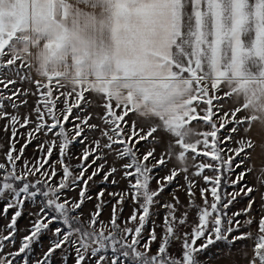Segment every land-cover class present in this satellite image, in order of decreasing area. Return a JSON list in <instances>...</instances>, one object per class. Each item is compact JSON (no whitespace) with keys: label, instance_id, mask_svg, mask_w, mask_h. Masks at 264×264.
<instances>
[{"label":"snow or ice","instance_id":"1","mask_svg":"<svg viewBox=\"0 0 264 264\" xmlns=\"http://www.w3.org/2000/svg\"><path fill=\"white\" fill-rule=\"evenodd\" d=\"M17 81L30 87H10ZM0 85L10 93L0 91V120L3 131L11 132L0 143V212L7 217L15 210L6 234L0 232V264H17L18 258L29 264L28 254L45 230L52 238L36 264H56L58 250V264H107L109 253L111 264H202L198 254L216 242L231 247L253 239L251 231H241L253 224L258 235L248 264H264V0H0ZM29 94L38 97L35 107L21 114ZM86 94L99 98L102 115L81 114L82 102L93 103ZM225 98L234 106L227 107ZM73 109L79 112L73 115ZM94 116L101 123H92ZM21 128L27 138L17 148L25 135ZM97 131L98 136L86 135ZM160 132L169 139L157 158ZM34 140L40 141V155L33 163L24 153ZM74 143L84 145L75 166L68 162ZM252 152L261 160L255 186L244 183L225 192V184L235 186L253 171ZM120 160L126 163L117 168ZM169 160L175 166L152 188L154 169ZM121 169L127 187L107 193L115 200L109 221L99 219L111 203L103 199L104 188L95 194L90 217L82 219V205L94 198L89 182L103 173V183L116 185ZM181 173L184 185L172 190V201L161 203ZM37 174L41 178L29 179ZM194 178L206 185L199 188L200 204ZM75 188L79 199L67 197ZM180 188L188 207L176 195ZM241 193L247 206L229 214ZM253 193H259L258 220ZM128 198L134 208L121 220ZM26 201L39 203V211L18 250L6 251L15 246ZM156 205L166 210L160 225L152 219ZM191 210L196 218L189 223ZM53 223L58 226L50 228ZM182 228L191 231L181 233ZM173 240L182 241L179 255L170 251ZM153 243L158 247L150 255ZM242 256L248 259L246 251Z\"/></svg>","mask_w":264,"mask_h":264},{"label":"rangeland","instance_id":"2","mask_svg":"<svg viewBox=\"0 0 264 264\" xmlns=\"http://www.w3.org/2000/svg\"><path fill=\"white\" fill-rule=\"evenodd\" d=\"M10 87L25 89V88H29L30 86L27 83L21 84L19 81H17V83L15 85H12ZM31 89H32V91H35V86L32 85ZM0 91L4 92L5 94H10L7 89L3 88V85H0ZM221 95H223V93H221ZM86 96L88 99L92 100L93 103L91 105H85L82 102V107L85 108L86 111L81 113V114L87 115L89 112H91L94 114L99 113L102 115L104 110L102 107H98V105L101 103L99 98L95 97L94 95H89V94H86ZM20 99L23 100V99H25V97H21ZM26 99H27V104L23 105L19 108V111L21 114L31 112V110L35 107V104H36L38 97L35 95L29 94L26 97ZM223 102L226 104L227 107H233L234 106L233 101L230 98H225V100ZM5 103L10 104L9 101H5ZM7 110L10 112L13 111L10 106L8 107ZM78 112H79L78 109H73V115H76ZM245 114L246 113L242 112L238 115L242 116ZM71 119L72 118L70 117V120ZM130 119H135L132 114H130ZM91 122L95 123V124L101 123L100 120L95 118V116L93 117ZM4 123H5V121L0 120V143L5 142L6 138L11 136L10 131L7 133L5 131H3ZM141 123H143V122L141 121ZM196 124H197V122H193V126H196ZM228 127H231V125L229 124ZM197 130L198 131H204L206 129L202 128V127H197ZM222 131H223L224 135H227L226 130H222ZM19 132L24 133L25 135L19 137L20 144L16 145L17 148H19L21 146V144H23L25 139L27 138L25 129L21 128V129H19ZM86 135L98 136L99 132L98 131L95 133H87L86 132ZM157 135H159V137H160V142L156 145L155 154H156L157 158H159L161 153L165 151L166 143H167V140L169 139V137L166 133H163V132H160ZM41 139H43V137H41ZM58 142L59 141L57 139V144H58ZM39 143H40L39 140H34L25 149V153H24L25 157H27L33 163L35 162L34 158L38 157L40 155L38 149L36 148V145ZM229 144H231V142H229ZM145 146H146V142H141L140 145H137V147L140 149L141 154L145 151ZM231 146L235 147L234 144ZM83 148H84V145L79 144V143H74L71 146V148H70L71 159L68 160V162L71 165L75 166V165L80 163V161H79V159H77V157L80 156ZM57 158H58V151L54 152L52 159L54 160ZM89 159L91 160V157ZM237 159H240V158L238 157ZM2 160H3V155L0 154V161H2ZM108 161H109V164L111 165L113 162V157L109 156ZM250 162L254 167H253V171L247 175L246 180L241 181L239 184H237L235 186L225 184L223 186V190L225 192L231 193L233 191H238L240 186L244 183H246L249 186H255L256 179H257V170L259 169L260 163H261V160L258 157L257 152H252V155L250 157ZM98 163H99V161H98ZM123 163H126V161H124V160L117 161L115 166L117 168H120V166ZM174 166H175V161L169 160L167 167L160 166V167L154 169V175L156 176V179H154L151 183L152 188H156V186H157L156 180H159L160 178L168 175L169 170L171 168H173ZM248 166L249 165L246 163L241 168H236L235 172H233L231 174V179L235 180L236 179V173H239L240 171L243 170V168H246ZM93 167H95V165ZM57 169L60 171V174L62 175V170H60L59 165H57ZM73 170L78 171V169H75V168ZM189 171L191 173L192 171H194V169H190ZM91 172H92V169L90 168L85 175L86 176L90 175ZM208 174L211 175L210 172ZM102 176H103V173H101V175H99V176L94 177V182L93 181L89 182L91 187L89 188L88 191H89V194L93 195L94 198L90 201H86L82 205V212H83L82 219H84V220H87L90 217V213L94 210L95 204L97 203V201L95 200V194L97 192H99L101 188H104L106 190V192H105V196L103 197V199L105 201H111V203L107 204L104 207L102 214L99 217V219L101 221H103L104 223H107L110 219V216H111V204L115 203V200L112 197L108 196L107 193L108 192H119V191L124 190L127 187V181L122 179V169H121V171H119L115 174V179L117 181H119V183L116 185H113L110 182L107 184L103 183L102 182ZM39 178H41L39 176V174H37L35 177H29V179L33 180V181L35 179H39ZM58 179H59V177L54 178L53 182H58ZM109 179L111 180L112 178L110 177ZM194 179L196 180V183H197V187H196V189H194V191L196 193V203L200 204V203H202V201L200 199L199 188L200 187H206V185L204 184V181L202 179H200V178H194ZM184 183H185L184 174L181 173L176 178V181H174L171 186L165 188V191L160 198L161 203H163L165 201H172V196L170 195V193L172 192L173 189L178 188V185H184ZM79 191H80V188H75L74 190L67 191L66 195L69 198L79 199ZM176 195L179 197L180 202L185 207L189 206L190 202L187 198L186 191L183 188H180L176 192ZM253 195L256 196V203L254 205V211H253L252 215L255 217L256 220H258L259 219L258 211H259V207H260L259 193H253ZM228 198L230 199L231 197L229 196ZM247 203H248L247 197H244L243 193H241V195L236 198V201H234L233 204L230 206V208L228 210L229 214L245 208L247 206ZM2 207H3V202H0V209H2ZM39 207H40L39 203H37L36 205H33L31 202H28V201L25 202V204L23 206L22 215L17 220L18 231L16 233L15 246L9 245L6 248V251H17L18 250L19 245H20V240L22 239V237L24 235L28 234V231L31 227V222L35 219V216L32 214L35 212H38ZM123 208H124V211L121 214V220L127 219V217H129L133 211L134 205H133V202L130 198L126 199L125 203L123 204ZM13 211H15V210L14 209L10 210L7 217H4L2 212H0V232H3L4 234H6V231H5L6 226L10 222L11 214ZM153 211L156 213V215H154L152 217V219L155 220V222L158 225L162 224L166 210L164 208L160 207L159 205H156L153 208ZM177 214H179V213H177ZM195 218H196L195 210H191L189 213V216H188L189 223L194 221ZM239 219L243 220V219H245V217L241 216ZM57 226L58 225L56 223H53L49 227L55 228ZM128 226L131 227L132 225H128ZM121 227H124L123 223H121ZM150 228H151V225H149V230H150ZM184 231L190 232L191 229L190 228H187V229L182 228L181 233H183ZM241 231H245V232L251 231L253 239H244V240L236 241L233 245H231V247H229L225 242H216L215 244L210 245L207 249L203 250L202 254H198V258L200 259V261H202V264H248V260H250L252 258V249L254 247V238L258 235V232H257V228H256L255 224H253L250 228H245V229H242ZM156 232H157V234H160L161 228L157 227ZM236 234H238V233H233V235H236ZM144 237H145V241H146V239L148 237V231L144 232ZM51 238H52L51 232L45 230L44 234L41 236V242L33 244L32 250L28 254L29 264H36V261L42 257L43 253L49 247V241ZM202 242H203V240H198L197 245H200ZM142 243H143V241H142ZM157 247H158V243H153L151 245L152 251L149 254L150 255L154 254ZM181 247H182V241L173 240V242L170 246V251H171V253H173L175 255H179L181 252ZM140 250L142 251L143 249L141 248ZM242 251H246L248 253V259L243 258ZM61 258H62V254L58 250L56 253V264H58V261ZM17 264H22V261H20L19 258L17 259ZM69 264H71L70 261H69ZM89 264H95V260L89 261ZM107 264H111V254L110 253H109L108 260H107Z\"/></svg>","mask_w":264,"mask_h":264},{"label":"crops","instance_id":"3","mask_svg":"<svg viewBox=\"0 0 264 264\" xmlns=\"http://www.w3.org/2000/svg\"><path fill=\"white\" fill-rule=\"evenodd\" d=\"M32 74L35 75L34 72H33ZM133 117H134L135 119H137V117H135L134 115H133ZM252 138H253L254 140L256 139V134H255V133H252Z\"/></svg>","mask_w":264,"mask_h":264}]
</instances>
